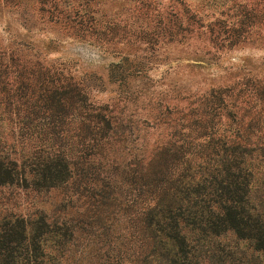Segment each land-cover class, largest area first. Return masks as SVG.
Here are the masks:
<instances>
[{
  "label": "rangeland",
  "instance_id": "rangeland-1",
  "mask_svg": "<svg viewBox=\"0 0 264 264\" xmlns=\"http://www.w3.org/2000/svg\"><path fill=\"white\" fill-rule=\"evenodd\" d=\"M69 83L89 106L108 109L125 128L123 142L101 149L92 111L84 118L67 101L65 111L59 103L51 109L52 87ZM257 86H264V0H0V150L27 171L40 156L75 162L59 188L38 187L30 174L0 187V220L44 216L69 226L73 242L50 243L53 264H143L140 216L98 208L92 189L110 179L122 202L145 207L147 188L129 184L122 169L171 138L177 112L188 124L210 112L202 107L210 91ZM214 242L200 249L201 264H264V253L232 232Z\"/></svg>",
  "mask_w": 264,
  "mask_h": 264
},
{
  "label": "trees",
  "instance_id": "trees-1",
  "mask_svg": "<svg viewBox=\"0 0 264 264\" xmlns=\"http://www.w3.org/2000/svg\"><path fill=\"white\" fill-rule=\"evenodd\" d=\"M64 101L71 112L84 110V118L87 110L92 111L101 149L104 141L105 147L110 139L124 141L125 128L114 123L108 109L89 106L78 85L52 87L51 109L59 103L65 111ZM203 106L210 112L192 124L185 121L189 115L177 112L176 118L170 119L171 127L177 124L171 138L150 156L137 157L131 168L122 169L129 184L147 188L145 207L122 202L110 179H102L92 189L90 198L98 208L140 216L137 224L147 243L143 264H201L200 249L214 247V240L228 232L264 253V198L260 195L264 188V86L248 91L242 87L212 90L203 98ZM248 112L252 115L247 120ZM97 154L93 151L82 158ZM35 164L27 171L26 165L20 166L0 150V187L26 183L27 174L37 180L38 187L48 189L69 184L73 178L75 162L70 157L50 161L40 156ZM113 169L121 170V164ZM73 239L69 226L48 222L44 216L27 220L6 215L0 220V264H53L50 243L62 246Z\"/></svg>",
  "mask_w": 264,
  "mask_h": 264
}]
</instances>
